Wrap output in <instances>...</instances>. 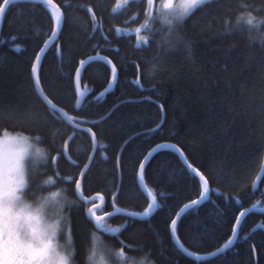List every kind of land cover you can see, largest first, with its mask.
<instances>
[{
  "label": "trees",
  "instance_id": "1",
  "mask_svg": "<svg viewBox=\"0 0 264 264\" xmlns=\"http://www.w3.org/2000/svg\"><path fill=\"white\" fill-rule=\"evenodd\" d=\"M69 3L72 7L62 9L67 18L59 38L47 48L38 68L42 86L46 94L54 90L64 98L57 106L69 116L100 120L115 105L120 107L110 119L97 126L96 130L103 135L98 136L96 147L79 132L72 138L73 130L67 122L49 121L48 126L40 127L4 124L0 125V135L24 134L30 139L36 138V142L48 150L42 174L53 176L72 197L73 203L68 207L69 228L76 243L86 242L92 232H98L110 244L127 245L126 251L138 249L131 255L144 257L154 264H264V211H261L264 209L261 196L264 181H260L256 189L253 186L264 164V47L260 44L264 40V27L249 33L246 24H237L239 4L264 7V0H219L185 25L183 43H179L175 35L169 38L166 28L157 31L160 23L149 21L145 26L143 13L136 19L139 9L136 4L128 6L127 0L115 13L112 6L117 0H53L55 5ZM96 3L103 5L104 18L101 31L92 36L94 26L83 9ZM253 15L260 21L264 12ZM50 17L48 9L37 1L19 3L2 17L0 97L24 106H40L28 86V73L31 60L53 34ZM226 19L231 21L230 25L225 24ZM137 26H142L140 33L114 31ZM140 36L152 37V43L140 42ZM60 46L65 54L63 60L58 51ZM101 48H119L120 51H101ZM70 50L75 53L76 61L99 54L123 64L114 93L99 102L95 96L108 84L105 67L93 63L86 68L80 83L90 94L86 95L80 112L76 111L74 83L71 88L67 84L69 71L75 73L68 61ZM138 76L141 87L131 83ZM157 128L159 130L147 138L145 155L159 144L178 147L192 167L209 177L213 191L210 200L225 213L222 223H217L213 204L205 203L198 215L184 216L177 235L188 252L205 256L221 248L231 236L234 214L247 208L256 209L244 219L235 244L225 253L196 260L183 254L169 238L166 227L170 223L169 214L174 217L185 203L197 199L201 190L198 177L192 179L195 174L179 175L186 169L169 149L159 150V155L148 166L144 183L148 191L157 194L158 203L167 205L163 211L157 210L146 219L119 214L108 216L106 223L120 229L119 233L98 231L86 212L97 200L86 202L84 199L97 193L102 199L101 206L95 209L96 214L113 210L112 160L124 142L134 135L136 138L124 149V191L139 186L138 179L134 181L130 157L135 147L145 142L143 133ZM69 136L71 142L66 153L70 160L64 155V144ZM93 153L94 159L82 175L81 197L75 181ZM105 156L108 162L104 161ZM229 195L233 201L243 200L242 207L234 202L226 204ZM147 204L143 190L138 199L130 200L122 195L115 202L118 208L135 213H141ZM202 236L203 242L198 243Z\"/></svg>",
  "mask_w": 264,
  "mask_h": 264
},
{
  "label": "snow or ice",
  "instance_id": "2",
  "mask_svg": "<svg viewBox=\"0 0 264 264\" xmlns=\"http://www.w3.org/2000/svg\"><path fill=\"white\" fill-rule=\"evenodd\" d=\"M33 2V0H0V17H4L6 12L10 10L12 7L16 6L19 3H28ZM39 3L43 4L45 9H51V21H52V32L53 37L59 38L60 31L63 27V22L65 21L66 14L62 11L65 7H72V5H55L53 4V0H38ZM125 0H117V3L112 6V12L115 13L117 9H121ZM219 0H160L159 4L156 3V0H127L128 6H132L136 4L139 11L136 14V19L140 18L141 12L145 17L144 25L146 26L149 21L153 23H160L161 27L157 31H163L165 28L168 30V36L171 38L175 35L177 41L179 43H183L184 35L183 30L185 25L188 24L193 17L196 16L197 13L204 12L205 10H210L212 5L218 4ZM241 11L237 14V24L243 22L248 26V32L259 31L260 28L264 27V17L261 18L260 21H257L253 13L255 12H264V7H257L247 3H241L238 5ZM84 11H86L91 17V23L94 26L92 30V36H95L96 32L101 31V26L104 18V10L103 5L101 3L89 4L84 6ZM100 13L99 17L97 13ZM226 25H230L231 21L229 19L225 20ZM239 30V29H237ZM116 33L122 31L119 28L114 30ZM141 28L138 27L136 29L137 33H140ZM107 40L106 36L102 37ZM140 42H143L146 45H150L152 43V37L149 36H140ZM52 43H55V39H51ZM255 41L253 40V43ZM49 43L48 41L45 42ZM261 47H264V40L260 42ZM95 51V46L92 48ZM59 54L61 56V60L64 59V51L63 47L60 46L58 48ZM101 51H110V52H119V48L115 49H106L101 48ZM191 51V48H189ZM41 53H45V48H40L39 53L35 54V59L31 61V69L28 73V86L32 88L33 92L36 96V101L39 103V107L33 106H24L18 102H13L7 97H0V125L9 124L14 127H22L25 125H34L37 127L40 126H48L49 121L55 123H64L67 122L69 126L72 127L73 137L75 138V133L79 132L89 138L90 144L93 147L97 146L98 136H102L103 132H98L97 126L102 124L104 120L110 119L112 115L115 114V110L120 107L119 104L115 105L112 110L108 112V114L102 117L100 120L88 119V118H78L76 116H69L63 108H59L57 105L63 102V97L58 96L55 91H49L47 94L45 92L44 87L42 86V78L38 71L40 63L42 61ZM159 58V55L156 59ZM68 61L70 68H75V73L73 74L71 70L67 74V84L71 88L73 83H75L76 88L74 90V94L78 97H83L84 92L80 91L79 82L82 78L83 72L86 68L93 63H101L104 65L106 73L108 75V90L98 96L96 101L99 102L102 98H106L108 94L115 91V86L119 82V73L123 67L122 63L115 62L113 59L108 57H103L97 54L96 56H91L87 60L80 59L76 61L75 53L70 50L68 54ZM137 70L139 72V65H136ZM142 75V73H141ZM138 87L140 86L139 76L135 81H131ZM90 94V93H89ZM31 98V97H30ZM155 103V101H152ZM76 111L80 112L83 110V100L77 99L75 101ZM160 109H163V106H159ZM87 115V114H86ZM163 123V121L161 122ZM84 125H90L89 127H83ZM159 129H151L147 132L143 133L145 137V142L138 144L133 152V155L130 157L132 164V170L134 175V181L138 179L139 186L133 187L124 191V149L128 146L131 139L136 138L135 135L130 138V140L125 141L124 145L121 149L115 154L114 159L112 160V171H113V180L112 185L115 190L113 191V202L115 206V202L123 195L126 198L138 199L142 195V189L145 183V177L147 173L148 166L152 163V161L159 155V149H172L174 146L171 144H159L156 148H151L148 153L145 155V148L148 147L147 138L154 135L156 131ZM27 139L26 136H8L6 138L0 137V147H2L6 142L9 144L14 143H23ZM39 139V137H37ZM70 140H66L64 144V149L66 150L68 145L70 144ZM106 147V146H105ZM13 152L15 151L12 149ZM176 153L181 158V164L183 169L179 175L181 177H186L194 173L192 179H195V176L199 177L200 181V191L199 197L197 199L191 200L189 203H185L179 211L175 213V216L172 217L169 214L170 223L166 225L168 229L169 238L172 240L179 241V237L177 235L178 228L181 220L185 215L189 213H195L198 215L199 209L205 203L213 204V209L217 213V223H222L223 217L225 215L224 211L221 210L218 206H216L211 200L210 196L213 194V191L210 187V179L203 172H200L198 169H193L191 164L186 162V157H184L183 152L179 149L176 150ZM142 157V159H141ZM17 163L22 159V156L15 155ZM56 157H53L55 160ZM94 159V153L90 157V161ZM105 162H108V157H103ZM3 164V156L0 155V167ZM88 167V166H86ZM118 177V182H117ZM259 181H264V164H261V172L258 176ZM82 183V178H77L75 181V187L77 191L80 190ZM254 187H257V183L254 181ZM254 194V193H253ZM98 197L102 199L100 193L96 194ZM163 195V193H161ZM219 195H223V193H219ZM147 196L149 198V203L147 207L143 209V211L139 214L135 212L126 213V215L132 217L133 219H146L153 216V214L157 210L163 211L167 205L158 203L157 194L152 191L147 192ZM262 198H264V192L261 193ZM234 202L237 207H242L244 201L240 199H235L233 201V197L230 195L226 198L225 203ZM97 205H92L91 208L88 209V212L91 214L92 219L95 221L97 227L102 228L106 232L111 233H119L120 229L110 227L106 223V218L111 215V213H107V215H97L96 209ZM255 207V206H254ZM120 209L117 208V212ZM261 211H264L262 209ZM252 212V208H247L241 210L238 214H234L235 223L231 227V236L227 240V242L221 247L217 249V253L214 255L225 253L230 247H232L237 239L238 232L242 226V222L244 219ZM204 237L200 238L198 243L203 242ZM123 245V244H122ZM127 246V245H126ZM128 247V246H127ZM183 246L181 245V248ZM184 252L187 253V249H183ZM188 256H192V253H187ZM196 260H199L200 257L196 256Z\"/></svg>",
  "mask_w": 264,
  "mask_h": 264
},
{
  "label": "clouds",
  "instance_id": "3",
  "mask_svg": "<svg viewBox=\"0 0 264 264\" xmlns=\"http://www.w3.org/2000/svg\"><path fill=\"white\" fill-rule=\"evenodd\" d=\"M19 145L14 152L0 147V264H154L98 232L77 244L69 228L72 197L53 176L42 174L48 150L36 138Z\"/></svg>",
  "mask_w": 264,
  "mask_h": 264
},
{
  "label": "water",
  "instance_id": "4",
  "mask_svg": "<svg viewBox=\"0 0 264 264\" xmlns=\"http://www.w3.org/2000/svg\"><path fill=\"white\" fill-rule=\"evenodd\" d=\"M33 1H37L38 2V0H33ZM49 10V9H48ZM1 19H2V17H0V25H1ZM51 39H55L56 40V38L55 37H53V34L50 36V38L47 40L49 43H45L44 45H43V47L42 48H45V51L47 50V48L52 44V42H51ZM44 55V53H41V56H43ZM93 56H96V55H93ZM101 56V55H100ZM89 57H91V56H89ZM89 57H87V58H85L84 60H87ZM104 57V56H103ZM74 85H75V83H74ZM75 88H76V85H75ZM79 88H80V91H82L81 90V86H80V82H79ZM108 90V85L101 91V92H99L96 96H95V99L98 97V96H101V94H103V93H105L106 91ZM83 92H84V96L83 97H78L77 96V98H76V100L77 99H81V100H83L84 101V99H85V97H86V95H88V93H89V91H84L83 90ZM72 136V135H71ZM71 136H69V138L67 139V140H69L70 139V137ZM174 146V145H173ZM154 148H156V147H154ZM177 149H179L178 147H176V146H174L172 149H169V150H172V151H174L175 152V154L178 156V158L180 159V161H181V158H180V156L176 153V150ZM160 150V149H159ZM180 150V149H179ZM181 151V150H180ZM64 155L66 156V158L68 159V160H70L69 158H68V156H67V153H66V150L64 149ZM89 162H90V158H89V161H88V163L86 164V166H88V164H89ZM187 162V161H186ZM188 163V162H187ZM189 164V163H188ZM86 166L83 168V170L81 171V174H80V176H79V178H82V175H83V173H84V171H85V169H86ZM193 169H195L194 167H193ZM260 172H261V169L259 170V173H258V175H257V177H256V179H255V182L257 183V187H258V184H259V180H258V176H259V174H260ZM194 174V173H193ZM198 177V176H197ZM198 179H199V177H198ZM139 182V181H138ZM257 187H254V189H256ZM144 192H145V194H146V197H147V199H148V203L150 202L149 201V198H148V196H147V192H148V190L146 189V187L145 186H143V189H142ZM76 191H77V189H76ZM77 193L79 194V196H81L80 195V192L79 191H77ZM100 200H101V198H100ZM189 203V202H188ZM95 205H97V207H100L101 206V203L99 202V203H96ZM112 206H113V210L111 211V212H109V213H111V215H115V214H119V215H124V216H128V215H126V213H131L130 211H127V210H124V209H120V211L119 212H117V206H114V204L112 203ZM92 206H90L89 208H91ZM252 210H256V209H252ZM86 212H88V210L86 211ZM137 214H139V213H137ZM110 215V216H111ZM128 217H130V216H128ZM139 219V218H138ZM95 224V228L98 230V231H103V232H105V233H107L106 231H104L102 228H99V227H97V225H96V223H94ZM173 242L175 243V245L178 247V249H180L181 250V252L183 253V254H185L186 256H188L187 255V253H190V252H188L187 251V253L186 252H184L183 251V249H185L184 247H182L181 248V243H180V241H176V240H173ZM214 253H217V250L216 251H213V252H211L210 254H208V255H205V256H199L200 257V259H202V258H204V259H208V258H212V257H214V256H216V255H214ZM197 255H193L192 254V256H188V257H192V258H194L195 259V257H196Z\"/></svg>",
  "mask_w": 264,
  "mask_h": 264
},
{
  "label": "rangeland",
  "instance_id": "5",
  "mask_svg": "<svg viewBox=\"0 0 264 264\" xmlns=\"http://www.w3.org/2000/svg\"><path fill=\"white\" fill-rule=\"evenodd\" d=\"M159 2H160V0H157V1H156L157 4H159ZM149 23H150V22H149ZM138 27L141 28L142 26H137V27H134V28L120 27L119 29L122 30V31H120V32H124V33H136V29H137ZM138 42H139V40H138ZM21 135L26 136V135H24V134H18V133H10V132H7V133H3V134H1L0 137H4V138H6V137H8V136H21ZM26 137L29 138L28 136H26ZM29 139H30V138H29ZM4 146H5L6 149H15V148L19 147L20 145H19V143L9 144V143L6 142V143L4 144Z\"/></svg>",
  "mask_w": 264,
  "mask_h": 264
},
{
  "label": "bare ground",
  "instance_id": "6",
  "mask_svg": "<svg viewBox=\"0 0 264 264\" xmlns=\"http://www.w3.org/2000/svg\"><path fill=\"white\" fill-rule=\"evenodd\" d=\"M48 9H49L48 11H49L50 14H51V9H50V8H48ZM124 25H125V24H124ZM52 44H53V43H52ZM52 44H51V45H52ZM51 45H50V46H51ZM31 61H32V60H31ZM107 85H108V84H107ZM107 85H106V86H107ZM80 86H81V83H80ZM74 88H75V85H74ZM81 90L83 91L82 88H81ZM99 90H100V89H99ZM84 91H88V90H84ZM113 93H114V92H113ZM76 98H77V96H76ZM79 192H80V190H79ZM80 195H81V192H80ZM81 197H82V195H81ZM98 199H99L98 196H94V197L89 198V199H84V201H86V202H90V201H92V200H97V201H98ZM97 208H99V207H96V209H97ZM87 213H88V215L92 218L91 214H90L89 212H87ZM93 221H94V220H93ZM94 222H95V221H94Z\"/></svg>",
  "mask_w": 264,
  "mask_h": 264
},
{
  "label": "flooded vegetation",
  "instance_id": "7",
  "mask_svg": "<svg viewBox=\"0 0 264 264\" xmlns=\"http://www.w3.org/2000/svg\"><path fill=\"white\" fill-rule=\"evenodd\" d=\"M149 23V22H148Z\"/></svg>",
  "mask_w": 264,
  "mask_h": 264
}]
</instances>
